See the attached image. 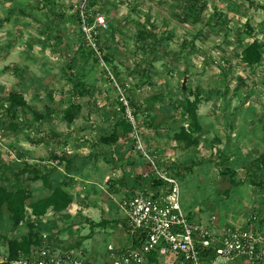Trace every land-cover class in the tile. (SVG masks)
<instances>
[{
  "label": "rangeland",
  "instance_id": "obj_1",
  "mask_svg": "<svg viewBox=\"0 0 264 264\" xmlns=\"http://www.w3.org/2000/svg\"><path fill=\"white\" fill-rule=\"evenodd\" d=\"M79 1L0 0V177L9 190L26 188L30 206L52 192L36 174L69 180L74 202L43 221H57V238L79 241L92 264L112 261L110 244H129L120 202L149 186L146 154L179 178L192 218L264 231V53L254 65L243 55L264 43V0H91L97 48L73 13ZM192 10L202 21H182ZM116 82L145 152L122 125ZM11 93L27 105L13 107ZM30 230L0 204V264L9 241Z\"/></svg>",
  "mask_w": 264,
  "mask_h": 264
},
{
  "label": "built area",
  "instance_id": "obj_2",
  "mask_svg": "<svg viewBox=\"0 0 264 264\" xmlns=\"http://www.w3.org/2000/svg\"><path fill=\"white\" fill-rule=\"evenodd\" d=\"M90 1L80 0L75 4V11L87 41L97 48V38L89 23ZM97 19L101 25H107L104 16ZM116 84L138 147L145 152L131 101L121 85ZM146 156L153 174L163 183L156 188L148 186L121 200L129 244L126 247L110 244L112 261L107 264H264V231L260 227L250 224L216 227L192 218L181 202L179 178L160 169L150 155ZM49 237L44 233L40 246L29 254L20 253L12 263L92 264L79 247L67 249Z\"/></svg>",
  "mask_w": 264,
  "mask_h": 264
},
{
  "label": "trees",
  "instance_id": "obj_3",
  "mask_svg": "<svg viewBox=\"0 0 264 264\" xmlns=\"http://www.w3.org/2000/svg\"><path fill=\"white\" fill-rule=\"evenodd\" d=\"M196 1L197 0H194L193 2L196 3ZM190 6L193 8L192 4H190ZM197 10H192L190 14H186L184 20L182 21H187L190 19H192L194 22L202 21V12H199ZM74 14L78 18L77 13L74 12ZM263 53L264 43L259 41L252 42L244 48V60L249 65L257 64L262 60ZM8 99L13 107H24L27 105L26 100L20 93H11ZM70 110L71 109L67 110V116L72 113ZM122 125L125 126L126 130L128 131H132L133 129L131 123L127 118H125ZM113 139L117 141L119 140V136L115 135ZM260 163L261 167L264 169V156L261 159ZM65 171L66 175H70L67 167L65 168ZM2 177H0V204L6 203L8 210L12 213V219L15 224H20L21 222L24 223L25 221H27L31 229L28 236H26L22 241H9L10 254L4 264H13L12 261L17 259L20 253L29 254L34 247L40 246L43 242L44 233H48L50 235V239L55 238L58 242H61V244L65 243L64 247L67 249L79 247V241L73 243V241L71 242V238L66 241H61L60 238H57V234L59 233V228H57V221L50 220V222L48 223H44L43 221L45 216L50 211H53L56 214H62L67 209H69L71 204L74 202V196L71 192V187L73 184H71L69 180H67L66 178L63 180H58L57 177H50L46 175L41 176L39 173L36 174V176H34V179H43L44 184L47 185L52 190V192L35 200L30 204V206H28L27 189L18 188L15 191H11L5 185L4 177ZM144 178L147 180H151L149 184V186L151 187L156 188L163 183L154 174L149 176V178L145 176ZM145 187L146 185L142 187V190L145 189ZM132 195H134V193L127 195V197Z\"/></svg>",
  "mask_w": 264,
  "mask_h": 264
}]
</instances>
